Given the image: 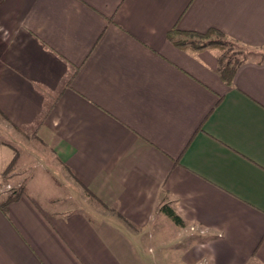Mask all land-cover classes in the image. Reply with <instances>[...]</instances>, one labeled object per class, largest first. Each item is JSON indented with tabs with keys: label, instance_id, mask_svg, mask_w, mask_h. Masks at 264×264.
<instances>
[{
	"label": "crops",
	"instance_id": "1",
	"mask_svg": "<svg viewBox=\"0 0 264 264\" xmlns=\"http://www.w3.org/2000/svg\"><path fill=\"white\" fill-rule=\"evenodd\" d=\"M174 29L264 48V0H0V264H264V60Z\"/></svg>",
	"mask_w": 264,
	"mask_h": 264
},
{
	"label": "trees",
	"instance_id": "2",
	"mask_svg": "<svg viewBox=\"0 0 264 264\" xmlns=\"http://www.w3.org/2000/svg\"><path fill=\"white\" fill-rule=\"evenodd\" d=\"M169 39L177 46L191 47L194 49L204 48L210 45L219 44L225 47V51L230 49L229 47L234 43L230 40H225L222 34L214 29L207 32H195V31H181L174 29L168 32ZM224 38V39H223ZM226 53V52H225ZM245 57H239L237 55H218V68L217 72L223 81L230 84L232 78L236 72V69L245 61ZM14 163V158L11 160L10 167ZM23 187L15 188L6 195L0 198V208L4 207L13 200H16L22 193ZM158 210L164 213L169 219H171L176 225L184 226V221L176 214L174 209L170 206H159Z\"/></svg>",
	"mask_w": 264,
	"mask_h": 264
},
{
	"label": "rangeland",
	"instance_id": "3",
	"mask_svg": "<svg viewBox=\"0 0 264 264\" xmlns=\"http://www.w3.org/2000/svg\"><path fill=\"white\" fill-rule=\"evenodd\" d=\"M213 46H216V48L218 50V55L219 54L221 55L224 53L226 55H232V56L237 55L239 57H245V59L249 60V61H263L264 60V48H249V47L242 46L240 44L233 43L229 47L230 49L225 51V47H223L219 44H214ZM0 135H1L0 136V143H2V144H0L1 145L0 157H6L9 160L12 156L15 157V159H17L16 158V155H17L18 159H19V163L16 166H13L11 168V170L15 171L16 173H19L20 177H17V178H20V179L23 178L24 176L27 175V174L21 175V172H22L21 168L24 167V166L23 167L21 166L23 164V162L30 163L31 165L35 164L34 159L30 155H28L27 152H25L24 150L29 149L32 151H35V150L40 151V147L35 142L28 141L25 138V136H24L25 133L23 131H19V132L13 131V133H12V131H10V132L7 131V134L0 133ZM49 169H51L53 171V173H55L57 175V172L52 165L49 166ZM8 171H6V172H8ZM24 173H27V171L24 170ZM57 176L60 177L59 175H57ZM20 179H16V180H20ZM17 182H19V181H17ZM54 190L58 191L57 188H55ZM63 193H64V191H63ZM61 202L62 201H58V203H61ZM190 231H192V230H190ZM195 232L196 231H194L192 233L193 234L192 238L196 237L197 240H199V237L196 236ZM188 236L189 235H185L184 237H181L182 239L177 241L175 244V245L181 247L180 253H182L184 251V249L187 247V245L189 244L190 239H188V240L186 239V237L188 238ZM173 247H174V245H173V243H171V244H169V246L166 247V249H163V250H165L167 253L169 251L173 252L174 251ZM194 264H209V262L202 259V260H199L198 262H196Z\"/></svg>",
	"mask_w": 264,
	"mask_h": 264
}]
</instances>
